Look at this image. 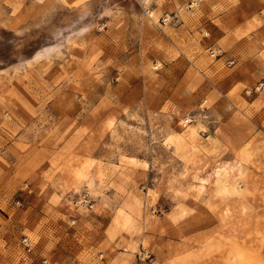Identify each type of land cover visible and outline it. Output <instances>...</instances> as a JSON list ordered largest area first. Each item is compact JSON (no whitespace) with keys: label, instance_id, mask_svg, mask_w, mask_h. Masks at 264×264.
<instances>
[{"label":"rangeland","instance_id":"1","mask_svg":"<svg viewBox=\"0 0 264 264\" xmlns=\"http://www.w3.org/2000/svg\"><path fill=\"white\" fill-rule=\"evenodd\" d=\"M191 2L0 0V264H264V0Z\"/></svg>","mask_w":264,"mask_h":264},{"label":"built area","instance_id":"2","mask_svg":"<svg viewBox=\"0 0 264 264\" xmlns=\"http://www.w3.org/2000/svg\"><path fill=\"white\" fill-rule=\"evenodd\" d=\"M196 1H199V0H196ZM192 5H193V3H190L189 7L192 8ZM205 35H208V33H206ZM221 52L222 51L215 50L214 48L209 49V55L211 57H215L216 58V57H218L220 55ZM229 64L232 65L233 62L231 61ZM263 85H264V83H261L258 87H260V89H262ZM254 90L256 91V89H254ZM247 93L249 94V91ZM22 244H23L24 249L26 250L27 253H31L32 252V250H33L32 244H31V242H30V240L28 238H24L22 240ZM42 264H51V262L48 259H43L42 260Z\"/></svg>","mask_w":264,"mask_h":264},{"label":"bare ground","instance_id":"3","mask_svg":"<svg viewBox=\"0 0 264 264\" xmlns=\"http://www.w3.org/2000/svg\"><path fill=\"white\" fill-rule=\"evenodd\" d=\"M196 0H192V2L191 3H193V5H195L196 4ZM192 5V6H193ZM216 50V49H215ZM253 88H255L256 89V91L257 92H260L261 91V89H260V87H258L257 85L256 86H254ZM262 89H264V86H263V88ZM79 181H81V179L79 180ZM128 219H129V217H128ZM125 221H126V219H125ZM130 221V220H129ZM126 223H129V222H126Z\"/></svg>","mask_w":264,"mask_h":264}]
</instances>
